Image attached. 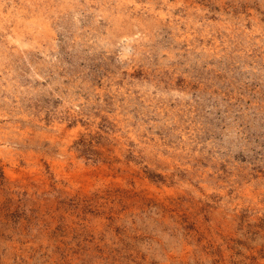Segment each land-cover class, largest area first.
<instances>
[{
  "label": "clouds",
  "instance_id": "clouds-1",
  "mask_svg": "<svg viewBox=\"0 0 264 264\" xmlns=\"http://www.w3.org/2000/svg\"><path fill=\"white\" fill-rule=\"evenodd\" d=\"M0 264H264V0H0Z\"/></svg>",
  "mask_w": 264,
  "mask_h": 264
}]
</instances>
